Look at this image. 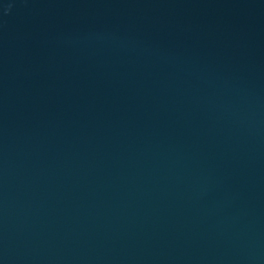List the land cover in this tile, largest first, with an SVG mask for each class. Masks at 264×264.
<instances>
[{
    "label": "water",
    "instance_id": "water-1",
    "mask_svg": "<svg viewBox=\"0 0 264 264\" xmlns=\"http://www.w3.org/2000/svg\"><path fill=\"white\" fill-rule=\"evenodd\" d=\"M0 264H264V0H0Z\"/></svg>",
    "mask_w": 264,
    "mask_h": 264
}]
</instances>
